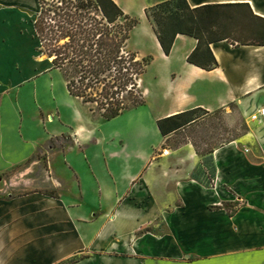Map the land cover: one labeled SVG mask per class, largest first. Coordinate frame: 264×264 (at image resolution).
I'll use <instances>...</instances> for the list:
<instances>
[{"label": "crops", "instance_id": "0c3cea01", "mask_svg": "<svg viewBox=\"0 0 264 264\" xmlns=\"http://www.w3.org/2000/svg\"><path fill=\"white\" fill-rule=\"evenodd\" d=\"M111 1L139 21L127 49L151 57L137 81L143 105L119 115L128 126L114 131L104 125L119 116L79 112L43 125L42 113L57 108L44 79L52 59L34 27L38 0H0V179L48 140L68 131L75 141L61 156L67 174L54 173L65 192L0 189V264H264V118L249 120L264 108V0H186L202 8L211 70L187 62L198 44L191 36L177 34L163 53L145 10L167 0ZM230 105L252 127L213 151L212 186L191 178L200 158L190 143L160 154L157 120Z\"/></svg>", "mask_w": 264, "mask_h": 264}, {"label": "trees", "instance_id": "16d2710c", "mask_svg": "<svg viewBox=\"0 0 264 264\" xmlns=\"http://www.w3.org/2000/svg\"><path fill=\"white\" fill-rule=\"evenodd\" d=\"M74 7V6H73ZM75 8L94 10L99 18H80L71 13L69 7L53 12L52 17L40 14L34 27L40 41L45 30L56 48L47 51L54 69L64 78L69 96L82 104L95 106V110L106 121L114 119L124 111L143 105V98L137 90V80L145 72L151 57L137 59L135 53L126 47L130 31L138 24V19L124 15L111 0H85ZM202 8L191 9L186 0H167L145 10V17L152 25L157 41L165 55H168L177 34L197 39L195 50L187 62L204 70H211L217 63L203 43V28L198 13ZM67 39L62 45L59 41ZM201 109L178 113L156 121L160 135L165 138L180 129L196 123ZM61 139L73 141L61 135L47 141L49 150L64 149ZM236 140L232 138L213 147L205 153H195L202 157L199 167L191 178L206 187L212 186L215 168L212 153L215 149ZM55 143H60L56 146ZM204 178V179H203Z\"/></svg>", "mask_w": 264, "mask_h": 264}, {"label": "rangeland", "instance_id": "374dc122", "mask_svg": "<svg viewBox=\"0 0 264 264\" xmlns=\"http://www.w3.org/2000/svg\"><path fill=\"white\" fill-rule=\"evenodd\" d=\"M85 0H38V16L41 14L43 18L53 16V12L65 7L71 9V13L80 18L87 20L88 18H99L98 14L88 8L76 9L75 5ZM74 6V7H73ZM43 41H41V53L43 57L46 56L47 51H51L56 47L47 35L46 30L41 33ZM67 39L59 41L58 45L65 43ZM52 43V44H51ZM128 50V49H127ZM129 51V50H128ZM50 75V76H49ZM52 79L54 82V101L50 104L52 109L57 108L52 113L48 111L42 113L43 125H49L50 120L55 121H71L72 117L76 112L87 116L93 121L104 122L99 113L95 110V106L82 104L79 100L68 96L65 81L62 73L58 69L51 71V74L44 75V79ZM41 81V78H39ZM138 81V80H137ZM138 90V88H137ZM139 91V90H138ZM47 95H46V104ZM200 118L197 119L196 123L190 126H186L180 129L174 134H170L169 138L163 139V148L173 150L179 148L185 143L194 145L199 153H205L213 147L224 144L228 140L235 138L236 140L241 138L251 127L252 124L247 121V116H240L234 105H230L227 110H219L212 114L205 115L203 112L197 113ZM105 129L114 131L116 129L121 130L126 128L128 125L124 118L119 116L118 119L111 123H105ZM51 129L54 133H63L65 127L61 123L53 122ZM63 135V134H61ZM60 135V136H61ZM64 135L70 137V141H73V147H75V141L70 132H66ZM57 136V137H60ZM154 140V137H151ZM68 140L61 139L62 144L65 145L64 149L49 150L46 144L41 145L35 152L33 157L24 163L23 165L16 167L12 171L4 174L0 179V189L8 191H23V190H36L45 191V194L55 196L59 193L65 192L67 189L66 182L64 181L63 175L57 176L55 172H60L66 175L67 170L65 169L62 157L65 155V151L69 149L67 146ZM60 143H55L59 146ZM162 148V149H163ZM159 151H155L153 154L154 158H157ZM200 162L203 160L200 157ZM74 163L81 162V158L77 157L76 154L69 155ZM56 175V176H55ZM204 179V178H203ZM55 187V188H53Z\"/></svg>", "mask_w": 264, "mask_h": 264}, {"label": "built area", "instance_id": "2783aa9c", "mask_svg": "<svg viewBox=\"0 0 264 264\" xmlns=\"http://www.w3.org/2000/svg\"><path fill=\"white\" fill-rule=\"evenodd\" d=\"M263 118H264V108H259V109H257L256 111L252 112L249 115V120L250 121H256V122H259V123L262 122ZM160 154L161 155H168L169 151L167 149H163V150H161Z\"/></svg>", "mask_w": 264, "mask_h": 264}]
</instances>
